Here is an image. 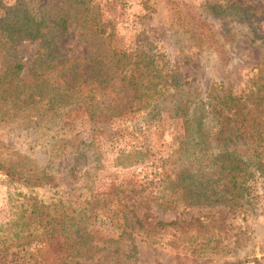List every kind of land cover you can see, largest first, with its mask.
Returning a JSON list of instances; mask_svg holds the SVG:
<instances>
[{"label": "rangeland", "instance_id": "1", "mask_svg": "<svg viewBox=\"0 0 264 264\" xmlns=\"http://www.w3.org/2000/svg\"><path fill=\"white\" fill-rule=\"evenodd\" d=\"M0 1L12 6L19 0ZM24 1L49 12L63 3ZM232 4L244 9L246 22L229 10ZM90 6L102 23L112 25L107 28L113 29L111 46L127 52L153 50L177 64L188 87L202 94L221 84L240 93L261 60L264 0H91ZM36 44L25 42L19 49L28 62ZM70 47L82 52L87 45ZM182 133L181 122L165 113L153 120L126 114L90 121L83 110L72 109L40 126L0 119V156H26L55 175L57 184L24 188L0 176V225L10 222V198L21 193L47 204L61 201L76 215L82 211L83 226L97 249L93 257L68 264H264L262 178L248 183L233 204L158 208L155 198L163 188L158 167L175 154ZM133 150H140L141 161L118 163L121 152ZM139 193L143 200L134 199ZM130 209L144 229L135 225ZM175 220L177 226H164ZM199 222L206 226L200 228ZM28 256L0 249V264H31Z\"/></svg>", "mask_w": 264, "mask_h": 264}, {"label": "trees", "instance_id": "2", "mask_svg": "<svg viewBox=\"0 0 264 264\" xmlns=\"http://www.w3.org/2000/svg\"><path fill=\"white\" fill-rule=\"evenodd\" d=\"M60 1L51 12L24 0L12 6L0 1V119L40 126L76 109L90 121L126 114L153 120L163 113L179 120L183 133L176 152L158 167L163 188L155 199L163 210L179 203L233 204L248 183L264 180V46L245 90L236 94L221 84L202 94L188 87L177 64L153 50L127 52L111 46L113 29L107 28L112 25L100 21L91 0ZM229 10L240 23L246 22L241 6L232 4ZM65 38L67 46L59 47ZM25 42H37L29 62L19 51ZM71 45L87 47L77 52ZM123 153L121 165L141 161L140 150ZM0 176L24 188L57 185L55 175L15 153L0 156ZM134 195L135 200L144 199ZM10 204L11 220L0 225V249L28 253L31 264H68L93 257L97 248L83 226L82 211L76 215L61 201L47 204L21 193L10 198ZM128 212L138 229H144L135 211Z\"/></svg>", "mask_w": 264, "mask_h": 264}]
</instances>
